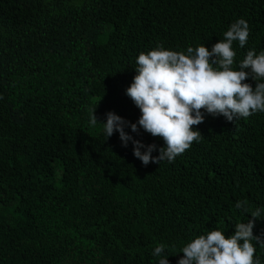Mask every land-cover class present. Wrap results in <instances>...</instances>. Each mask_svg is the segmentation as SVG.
<instances>
[{
  "label": "trees",
  "instance_id": "1",
  "mask_svg": "<svg viewBox=\"0 0 264 264\" xmlns=\"http://www.w3.org/2000/svg\"><path fill=\"white\" fill-rule=\"evenodd\" d=\"M239 18L250 34L233 70L264 51V0H0V264H159V244L177 264L192 238L254 219L237 201L261 209L264 233V113L205 112L200 141L147 166L100 124L138 121L126 89L141 52L211 50ZM125 131L153 156L164 146Z\"/></svg>",
  "mask_w": 264,
  "mask_h": 264
},
{
  "label": "clouds",
  "instance_id": "2",
  "mask_svg": "<svg viewBox=\"0 0 264 264\" xmlns=\"http://www.w3.org/2000/svg\"><path fill=\"white\" fill-rule=\"evenodd\" d=\"M250 34L249 24L244 18L237 19L223 33V39L212 45L189 46L184 51H174L158 45L147 53L141 52L136 58V75L126 95L140 110L136 123H130L114 112L106 113V122L100 123L92 110L89 123L103 125L107 138L114 132L124 147L133 144V155L144 166L150 162H173L188 150L194 141L202 139L194 125L204 122V113L217 117L223 116L228 122L247 119L255 113H264V51L259 54L249 50L239 63V70H233V42L244 47ZM247 70V71H246ZM255 81V87L247 80ZM203 110V111H202ZM143 129L153 137H160L164 146L158 149L155 144L144 145L133 139L125 131ZM146 149L141 151V149ZM236 209L250 212L254 219L240 221L234 225V232L226 236L218 229L208 231L192 238L179 253L183 256L177 264H261L255 257L256 244L264 247V233L253 235L256 219H260L261 209L250 211L247 201H237ZM165 244L157 245L152 255L159 257V264H169L165 255Z\"/></svg>",
  "mask_w": 264,
  "mask_h": 264
}]
</instances>
